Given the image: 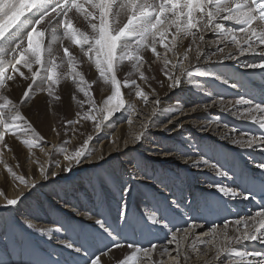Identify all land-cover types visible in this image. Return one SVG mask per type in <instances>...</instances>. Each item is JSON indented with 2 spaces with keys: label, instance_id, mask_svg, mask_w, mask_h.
Listing matches in <instances>:
<instances>
[{
  "label": "snow or ice",
  "instance_id": "snow-or-ice-1",
  "mask_svg": "<svg viewBox=\"0 0 264 264\" xmlns=\"http://www.w3.org/2000/svg\"><path fill=\"white\" fill-rule=\"evenodd\" d=\"M225 22H231V26ZM208 34L213 38L208 39ZM208 49L213 51L209 53ZM249 56L261 59L247 61L241 67L264 71V0H0V164L18 192L9 198L0 188V199H3L0 207L17 205L24 196L21 189L34 190L39 182L37 172L41 181L57 176V172L51 171L50 163L56 156H63L61 162L54 164L61 172H72L75 166L83 165L95 151L92 148L94 136L83 131L85 125L91 124L95 134L99 135L117 113L124 111L129 112L125 122L131 125L132 117L140 116L137 102L145 107L151 104L141 131L131 140V143L139 144L161 112L162 101L157 86L173 91L187 82L203 92L195 78H215L216 74L207 69L197 70L198 64H216L224 60L238 62L241 57ZM157 64L159 76L154 74L153 65ZM84 65L90 71L94 69V78L88 79L83 71ZM65 82H70L73 87L71 100L76 110L73 118H62L60 127L52 125L50 130L57 137L69 133L71 136L46 149L42 143L45 137L24 115L23 106L34 99L33 93L36 92L48 97L49 111H54V105L62 103L60 87ZM98 84L105 90L99 100L95 94ZM16 85L22 87L18 99L11 95ZM218 103L220 101L213 100L196 104L189 112L203 111V118L211 123L207 113ZM221 110L264 130V99L254 103L240 96L221 104ZM163 111L172 115L163 131L183 127L176 118L178 111L183 114L179 102L177 107ZM232 133L238 135L233 137ZM8 136L27 149L31 164L38 165L31 176L17 171L21 168L19 162L12 166L3 160L4 152L12 151L6 142ZM81 137L82 142L71 149L67 147L73 138L79 140ZM223 138L241 148L259 149L264 153V135L239 134V129L227 128ZM118 139L109 142L117 143ZM128 143L125 140V147ZM36 149L49 157L45 161L49 167L32 159ZM162 154L168 157L170 152L163 150ZM184 163L200 166L191 159ZM221 168L213 166L214 175L227 176L228 173ZM256 168L260 170L259 176L252 177V180L259 179L264 186V162L257 164ZM159 185L168 187L163 176ZM209 187L219 194L218 200L221 197L250 199V192H238L221 182L211 183ZM121 191L130 193L131 189L122 185ZM173 204L178 207L175 201L166 207L171 208ZM121 217L128 225L126 205H120L118 209L117 218ZM139 222L142 230L149 224L167 227L169 223L155 208L141 214ZM185 223L184 228L166 235L167 244L172 247L151 242L147 247L131 242L121 244L118 233L103 219L95 220L101 233L111 241V245L106 244L103 250L97 249L89 254L83 246H77L71 240L58 243L78 255L83 253V264H190L193 259L198 264H221L222 259L228 257L233 258L229 264H264V251H242L236 247L246 242H258L264 246V205L254 214L238 217L235 221L213 222L208 232L197 233L195 222ZM25 224L28 229L41 234L63 231V226L53 229L34 228L28 221ZM120 249L128 251L115 256L114 251Z\"/></svg>",
  "mask_w": 264,
  "mask_h": 264
},
{
  "label": "bare ground",
  "instance_id": "bare-ground-1",
  "mask_svg": "<svg viewBox=\"0 0 264 264\" xmlns=\"http://www.w3.org/2000/svg\"><path fill=\"white\" fill-rule=\"evenodd\" d=\"M225 23L231 26V22ZM207 38L212 39V34H208ZM207 51L211 53L213 50L208 49ZM259 59L261 58L249 56L241 57L238 62L224 60L222 63L216 64L202 63L198 64L196 69L199 71L207 69L211 72L219 69L221 72L230 75L248 77L253 71L260 69H245L241 65L247 61H258ZM229 63H232L235 67ZM153 68L155 69L154 74L159 76V65H153ZM83 71L88 79L94 78V69L90 71L88 66L84 65ZM195 79L203 87V92L188 85L187 82L181 88L173 91H169L167 88L161 89L157 86L159 98L162 101L160 105L161 112L155 118V123H152L146 130L145 138L139 144L131 143V140L134 134L141 131L142 125L153 106L151 104L145 107L137 102L140 116L138 118L132 117L133 123L131 125L125 122L129 116L128 111L117 113L108 128L99 135L95 134L91 124L85 125L83 131L92 133L94 136L92 148L95 151L87 157L83 165L75 166L72 172H61L54 164L61 162L63 156H56L50 163L51 171L57 172V176H50L48 180L41 181L37 172L36 179L39 182L34 190L21 189L24 191V196L17 205L10 208L0 207V262L2 264H22L18 257L22 246L26 245H29L36 252H39L38 247L43 252L44 250L51 252L53 255L49 254V257L53 261H55L54 255L57 259V252H65L76 258H82L81 254L78 255L75 251L63 247L58 241L68 239L76 243L78 240L87 239L86 244L99 247L103 243L105 235H100L101 231L95 224V220L103 219L111 229H114L110 226L111 222L121 221L124 225L123 217L117 218L120 205H126L129 221L133 217L130 227V231H132V221L140 219L141 214L146 213L147 209H158V214H163L166 221L169 222L170 217L183 211L187 202L192 198H198L200 196L199 192L215 191L209 187L212 181H222L227 186L228 176L214 175V165L204 159L205 153L203 151L200 155L197 149V141L201 139L202 142L205 140L206 143H215L216 146L212 147L214 153H211V155L223 159L224 155L217 150L218 147H239L223 138L224 131L227 128H236L239 129V134L246 133L243 130V124L249 121L237 119L228 112L222 111L221 104H227L234 100H231L228 96L222 101L216 99L205 87V79L218 81L217 74L215 78L196 77ZM24 86H26V83ZM72 91L73 87L70 82L62 83L60 87L62 103H56L54 111H49L48 97L45 94H37L36 92L33 93L34 99L29 100L23 106L24 115L32 122L35 129L45 137V141L42 143L46 149L51 148L53 144H58L62 139H69L71 136V133H69L68 136L57 137L51 132L50 128L52 125L59 128V121L62 118H73L76 106L71 100ZM103 91L105 90L102 85L95 86V94L98 100ZM125 91L127 92V90ZM21 94L22 87L20 85L14 86L11 95L18 99ZM213 100L220 101V103L207 113L212 121L211 123L203 118L205 115L203 111L189 112V109L194 105L211 103ZM177 102H179V107L183 109V114L178 111L176 118L183 124V127L177 126L174 131H163L164 124L167 123L168 119H172V115L163 110L177 107ZM220 112L225 115V118L221 120L217 118ZM200 125L204 127L201 128ZM247 126L246 124L245 129L248 128ZM168 127L171 129L172 125H168ZM246 134L253 135L254 133L249 132ZM231 135L234 137L238 133H232ZM117 137H119L117 143L109 142ZM82 139L83 137L79 140L73 138L72 143L67 147L71 149L74 145L82 142ZM125 140L129 141L127 147L124 145ZM6 142L12 151H5L3 160L12 166L19 162L21 168L17 171L31 176L38 165L30 163L27 158L29 155L27 149L11 136L6 137ZM163 150H168L170 155L165 157L162 154ZM255 150L260 151L259 149ZM34 151L35 156L32 159H38L45 167H49L50 164L45 163L46 160H49V157L45 156L39 149ZM181 153H186V155H181ZM98 157H103V159H98ZM189 159L197 161L200 166L196 167L184 163L185 160ZM202 160L207 161V163H201ZM161 176L164 177V183L168 185L167 188H162L159 185ZM6 177L7 173L3 165L0 164V188L5 191L9 198H12L18 192L11 179ZM122 185L130 188L131 192L123 193L121 191ZM207 193L209 192L204 193L203 196H206ZM30 195H33V197L28 200ZM44 200L49 201L50 209L48 211L51 214V221H47L32 210V208H42ZM173 201L178 202V207L173 204L171 208H167L166 205L172 204ZM2 203L3 199H0V204ZM99 207H107L100 210L102 217L98 213ZM25 221L32 223L34 228L54 229L63 226V231L41 234L28 229ZM181 223V226L177 229L186 226L185 222ZM196 224L198 225L196 228L197 233L209 231L207 226L201 223ZM128 225L126 230H128ZM171 231H174L173 228L163 227L162 225H158L153 230H143L144 233L153 232L159 237H164ZM126 236L130 240H135L139 237V234L132 233ZM249 243L246 242L236 247L242 251H253L248 245ZM158 245L172 247L167 244V240ZM127 251V249L115 250L113 254L119 257ZM156 255L159 257L160 253L158 252ZM231 260H233L232 257L222 259L221 264H229ZM73 264L82 263L75 261ZM190 264H198V262L193 259Z\"/></svg>",
  "mask_w": 264,
  "mask_h": 264
},
{
  "label": "rangeland",
  "instance_id": "rangeland-1",
  "mask_svg": "<svg viewBox=\"0 0 264 264\" xmlns=\"http://www.w3.org/2000/svg\"><path fill=\"white\" fill-rule=\"evenodd\" d=\"M229 64L235 67V65H233L232 63H229ZM259 71H261V70L253 71V72H259ZM214 72L218 75V71L214 70ZM225 81L226 80H224V85L226 88H228L229 85H228L227 81L226 82ZM216 87H217V84L214 86V88H216ZM225 147H227V146H225ZM211 152L214 153L213 148L211 149ZM206 192H210V191H206ZM206 192H204V193H206ZM204 193L199 192L198 194L203 195ZM32 197H33V195H30L28 197V200ZM49 209H50V207H49V201L48 200H44V206L42 208H32V210L34 212H36L38 215L42 216L47 221H51V218H50L51 214L48 211ZM104 216H106V215H104ZM132 219H133V217L130 218L128 230H126L127 225L125 223L123 225L122 232L124 233L125 236L126 235L129 236L132 233L137 234V230H136V226H135V220H133L134 222L132 221V231H134V232L130 231ZM113 231H114V229H113ZM100 235H103V234L100 233ZM93 236H95V235H93ZM86 242H87V239H81V240H78L75 244L77 246H84L86 244ZM51 248L53 249V247H51ZM38 249H39V252H36V251L32 250L29 247V245L22 246V249L20 251L18 259L22 262V264H52V262H57V260H58V264H73L75 261H78V262L83 264V253H81L82 258H76L71 254H66L65 252H62V253L57 252V254H56L57 259L54 255L55 261H53L49 257V254H52L51 252L46 251V250H44V252H43L39 247H38Z\"/></svg>",
  "mask_w": 264,
  "mask_h": 264
}]
</instances>
